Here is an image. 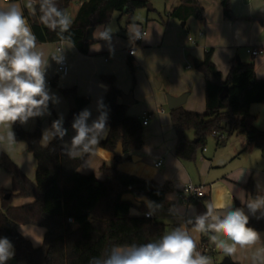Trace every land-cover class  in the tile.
<instances>
[{"label":"crops","instance_id":"crops-1","mask_svg":"<svg viewBox=\"0 0 264 264\" xmlns=\"http://www.w3.org/2000/svg\"><path fill=\"white\" fill-rule=\"evenodd\" d=\"M17 1L22 7L26 3V0ZM245 2L248 3L245 6L248 8L247 12L236 14L238 1L232 0L233 19L225 20L220 1L197 0L198 7L203 10V17L196 19H198L197 23H201L202 26L204 23L205 33H199V39L195 41V44L189 41L190 31L184 33L189 24L191 27L196 26V23H192L195 17L191 16L183 20L179 15H174L175 10L181 6V0H175L167 13L166 21L150 22L147 17L148 23L145 26L140 25L141 30L147 34L136 45L134 57H128L126 54L127 49L132 46V40L129 39L126 30V38L113 35L114 53L110 54L104 41L94 38L95 45L91 46L86 56L81 55L75 48L67 50L72 66L70 72L68 69L66 74L57 73V63L50 61L51 67L46 74L49 87L51 88V80L57 79L60 89H74L75 97L88 98L90 103L86 108L91 110V119H95L98 115L97 100L100 98L104 100L110 90L109 84L103 81L102 77H115V87L121 93L118 98L119 104L125 105L121 95H131L128 100L129 104L125 105L127 117L137 119L141 124L143 117H149L147 127H143L144 145L142 149L129 153L124 152L121 162L116 164L115 152L111 153L99 146L95 154L87 158L79 172L83 176L94 175L99 181H103L101 168L116 166L122 173L153 181L161 186L168 184L170 191L166 195V203L154 215V220L164 225V233L178 226L181 218L187 220L194 215L192 209H195L196 213L203 212L208 203L219 201L221 198L231 200L234 207H243L248 199L253 198L245 188L251 181L258 195H264V154L259 150L245 152L246 139L242 135H236L235 138H233L235 134L228 136L232 137L233 141L226 140L220 145L216 140L214 150L203 148L197 152L193 160L179 159L176 155L178 138L172 128L171 111L168 109L166 99L167 95L180 97L189 94L182 108L192 114L206 112V80L201 72L194 68V61L203 62L208 51H212L213 63L223 79H226L233 63L239 59V62L243 64H254L256 78L264 80V55L253 58L246 52L252 59L243 55L241 59L238 57L244 49L247 51L250 47L264 45L263 4L257 2L254 7L255 11L250 5L251 0ZM8 3L9 0H0V6H6ZM80 8L81 2L74 0L68 13L73 20ZM25 10L30 13L27 8H24ZM56 45L42 44L39 46L46 57L50 58L52 54H55ZM97 48L99 50H96ZM190 64H193L195 71L193 68L188 69ZM52 92L59 97L60 102L57 106L67 117L70 112L67 98L63 97L57 89ZM52 107L53 105L50 109ZM65 121L64 119V125H67ZM37 123L35 119L23 128L32 133ZM257 127L258 130L264 131L261 126ZM67 130L69 131L64 141L70 142L74 131L72 128ZM107 137L101 142L106 141ZM57 140L62 147L64 141ZM186 140L187 143L196 142L193 132L186 134ZM41 145L43 146L42 142ZM0 152L9 156L24 175L31 182H35L37 163L24 143L17 142L11 151H6L0 146ZM159 162H162L161 167H157ZM2 170L6 173L4 169ZM2 180L3 178L0 177V184ZM187 184L203 187L205 197L196 199L187 205L181 203L178 194ZM11 189L12 186L11 188L0 186V190L9 191ZM124 200L134 205L133 209L139 213L131 214L132 217L143 215L139 210L141 207L145 209V212L147 211L145 198L136 199L126 195ZM31 202H33L31 199H15L13 206L21 207ZM249 220L257 219L250 215ZM185 226L196 240L197 250L210 257L211 264H221L226 258H229L231 264H250L248 250L241 249L235 256H225L215 249L208 236L192 231V225ZM17 230L31 242L34 248L42 245L45 235L43 228L18 226ZM260 233L264 239V232ZM205 249H209V252L205 253ZM14 257L8 261V264H23V262L15 261Z\"/></svg>","mask_w":264,"mask_h":264},{"label":"trees","instance_id":"trees-1","mask_svg":"<svg viewBox=\"0 0 264 264\" xmlns=\"http://www.w3.org/2000/svg\"><path fill=\"white\" fill-rule=\"evenodd\" d=\"M79 1L81 8L73 20L70 32L65 35L71 36L75 42L74 48L85 56L95 42L86 41L89 29L109 24L115 13L133 15L148 4V0ZM219 1L224 19L232 20L231 0ZM56 2L68 14L74 0ZM24 14L37 37L38 45L60 43L57 33L39 22L38 12L32 16L25 10ZM174 15H179L183 20L191 16L200 18L203 17V10L198 7L197 0H181V6L175 10ZM212 57V51H208L204 65L199 69L206 80V112L192 114L182 107L170 112L172 128L178 138L177 157L193 160L198 150L205 148L207 139L219 131L226 132L228 136L235 133L244 136L245 152L259 150L264 154V131L255 128L256 117L250 113L252 104H264V80L256 78L254 64L238 61L233 63L228 76L223 79ZM130 68L133 73L132 65ZM102 80L110 86L103 100L108 111L109 134L106 141L100 143V147L113 153L122 142L125 153L142 149V124L137 119L127 117L126 106L119 104L121 93L115 87V77H102ZM50 86L59 89L65 98L69 95L75 98L76 108L70 110L66 120L69 127L74 117L89 105L90 100L75 97L74 89H60L57 79H52ZM225 88L227 96L222 100L221 94ZM13 131L17 141L27 146L37 163L33 183L6 154L0 152V168L12 176V189L0 190V237H7L14 245L15 261L23 264H88L91 257L100 256L114 244H142L164 233L163 224L145 218L143 207L139 209L143 214L141 217H132L130 209L134 205L125 201L124 197L130 195L136 199L145 198L163 206L170 191L168 184L161 186L122 173L116 166L101 168L103 181L94 175L83 176L79 170L89 156L70 160L63 154L57 139L43 148L39 122L32 133L18 123L13 125ZM188 132H193L195 143H187ZM115 161L116 164L120 163L121 157ZM245 188L253 198L258 195L252 181ZM15 199H31L33 202L14 207ZM18 226L43 228L45 235L42 245L34 248L18 232ZM249 226L264 232V219L249 220Z\"/></svg>","mask_w":264,"mask_h":264},{"label":"clouds","instance_id":"clouds-1","mask_svg":"<svg viewBox=\"0 0 264 264\" xmlns=\"http://www.w3.org/2000/svg\"><path fill=\"white\" fill-rule=\"evenodd\" d=\"M24 8L32 16L38 12L39 22L60 37L61 46L50 58L38 45ZM72 25L73 18L57 6L56 0H26L23 7L9 0L6 6H0V146L6 151L13 150L18 142L13 125L26 126L36 118L50 116L49 105L59 104L46 74L50 61L63 64L66 50L75 47L71 36L65 35ZM127 31L130 40L144 39L139 24H129ZM114 32L110 24L100 25L93 30L92 37L104 41L111 54L114 53ZM97 112L95 119H91V110L87 108L74 117L71 124L74 135L70 142L64 141L68 130L64 127L63 113H59L50 127L42 130L40 141L44 147L56 139L64 141L62 151L70 160L95 154L109 133L108 111L102 98L97 100ZM0 177L3 178L0 186L11 188L12 176L0 169ZM145 205L144 215L148 218L162 208L147 199ZM192 211L194 215L187 220L181 218L178 226L158 238L142 244H114L100 256L91 257L88 264H211V258L197 250L196 240L185 225H192V231L208 236L215 249L225 256L232 257L246 249L250 252V264H264V239L249 226L250 215L257 220L264 219V195L248 199L243 207H234L231 200L221 198L208 203L203 212ZM130 214L139 213L130 209ZM14 255L12 242L0 237V264H8Z\"/></svg>","mask_w":264,"mask_h":264},{"label":"rangeland","instance_id":"rangeland-1","mask_svg":"<svg viewBox=\"0 0 264 264\" xmlns=\"http://www.w3.org/2000/svg\"><path fill=\"white\" fill-rule=\"evenodd\" d=\"M174 1L175 0H148V3L152 6V10L153 11H149L147 8H144V9L136 11L133 15H128L127 13H115L113 15L112 20H111V22L109 24L112 26L113 30L115 31L114 34L124 38L126 36L125 35L126 30H127L126 28L129 26V24L131 22L132 23L134 22V23L139 24L141 26H145L146 23H148V18H149L150 22H153V21L162 22V20L166 21L167 13H168L169 9H171V6H172ZM237 1H238V5H237V8H236V14L237 13L238 14H243V12H247L246 9L248 10V8H245V6H247V4H248L247 2H245L247 0H237ZM13 2L18 3V1H13ZM257 2L263 4L262 9L264 11V0H251L250 5H252V8H253L252 10L256 11V9H254V7H255V4ZM231 10H232V0H231ZM192 21H193L192 23H196V26H192L191 27V24H189V26L185 29L184 33L186 34L187 31H190L188 36L195 42L196 40L199 39V33L205 31V27H204V23H203V26L199 22H198L199 23L198 24L197 23L198 19H196V18L193 19ZM56 49H57V45H56ZM56 49L54 50L55 54L57 52ZM121 49L122 48H120V50ZM65 54H66V57H67V60H68V63H69V72H70V69H71L72 65H71L70 56H69L67 50H66ZM242 55L245 56V57L251 58L250 56H248L246 54V50L245 49L243 50V52H241L240 55H238V57L241 59ZM190 65H193V64H190ZM193 71H195L194 68H193ZM50 89H51V91H54V89H57V88H52L51 87ZM57 91L61 92V91H59V89H57ZM50 111H51V115L50 116H45L43 118H36L37 122H39V124H40L41 132H42V130L44 128L50 127L52 121L55 120L56 117L58 118V114L59 113H63L61 111V108H59L57 105H53V107L50 109ZM250 113L253 116L256 117V120L254 121V126L256 128H258L257 126H261L262 128H264V104H254V105L252 104V106L250 108ZM67 117H68V115H67ZM67 117L64 115V119L65 120H67ZM65 124H67L66 121H65ZM69 128H71V126H69L67 129H69ZM260 130H262V129H260ZM236 135H238V134L235 133L233 138H235ZM230 138L227 137L226 140L228 142L230 140L233 141V138L232 137H230ZM228 142H227V144H228ZM18 143H20V142H18ZM205 148H207V150H214L216 148V139L213 136H210L207 139V142L205 144ZM198 151H201V149H199Z\"/></svg>","mask_w":264,"mask_h":264},{"label":"built area","instance_id":"built-area-1","mask_svg":"<svg viewBox=\"0 0 264 264\" xmlns=\"http://www.w3.org/2000/svg\"><path fill=\"white\" fill-rule=\"evenodd\" d=\"M5 1H8V0H5ZM144 34V37L146 36V32H143ZM200 36H202V34H200ZM142 39L140 40H132V46L127 49L126 51V54L128 57H134L135 56V53H136V45L138 43L141 42ZM189 41L192 43V44H195V42L189 38ZM61 46V42L57 44V49ZM56 49V51H57ZM247 54L250 55L251 57L253 58H258V57H261L264 55V45H261L259 47H250L247 49ZM193 66L192 65H189L188 66V69H192ZM68 69H69V63H68V60H67V57H66V54H65V61L63 64H57V67H56V70H57V73L59 74H66L68 72ZM148 122H149V117H143L142 118V127H147L148 125ZM212 136L219 142H224L226 141L227 137H228V134L226 132H214L212 134ZM162 165V162H159L157 164V167H161ZM205 190L203 187H198V186H195L193 184H187L183 189H182V192H180L178 194V199L181 203L187 205V204H190V203H193L196 199H199V198H203L205 197ZM145 216V215H144ZM146 219H154V215L151 216L150 218L146 217ZM70 223L73 222V220H69ZM205 253H208L209 252V249H205L204 250Z\"/></svg>","mask_w":264,"mask_h":264},{"label":"water","instance_id":"water-1","mask_svg":"<svg viewBox=\"0 0 264 264\" xmlns=\"http://www.w3.org/2000/svg\"><path fill=\"white\" fill-rule=\"evenodd\" d=\"M146 8L148 10H152V7L149 3L147 4ZM93 30H95V28H91L87 31V35H86V41L87 42L93 41V37H92ZM237 61L239 62V59ZM202 65H204L202 61H199V60L194 61V68L196 70H199L202 67ZM226 96H227V89L225 88L223 93L221 94V99L224 100ZM130 97H131V95H128V96L121 95V98H122L123 103L125 105L129 104L128 100L130 99ZM188 97H189V94H184L180 97H173L172 95H167L166 99H167L168 109L173 112V110H176L178 108L183 107L186 104ZM67 101H68V105L70 107V110L76 108V101L72 95L68 96ZM50 106L51 105H49V107ZM64 127L66 128L67 125H64ZM123 154H124L123 143L120 142L117 145V148L115 150V156L121 157ZM221 264H231V261L229 260V258H226L223 260V262Z\"/></svg>","mask_w":264,"mask_h":264}]
</instances>
